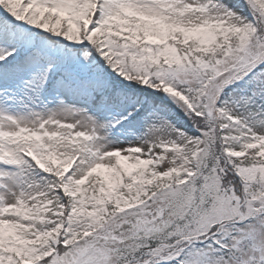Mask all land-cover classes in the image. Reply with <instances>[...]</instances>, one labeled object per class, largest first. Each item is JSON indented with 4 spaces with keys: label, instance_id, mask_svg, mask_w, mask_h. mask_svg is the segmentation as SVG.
Segmentation results:
<instances>
[{
    "label": "snow or ice",
    "instance_id": "obj_1",
    "mask_svg": "<svg viewBox=\"0 0 264 264\" xmlns=\"http://www.w3.org/2000/svg\"><path fill=\"white\" fill-rule=\"evenodd\" d=\"M0 264H264V0H0Z\"/></svg>",
    "mask_w": 264,
    "mask_h": 264
}]
</instances>
